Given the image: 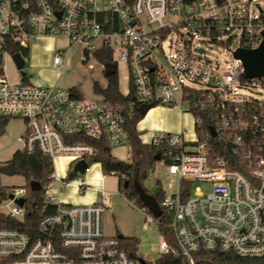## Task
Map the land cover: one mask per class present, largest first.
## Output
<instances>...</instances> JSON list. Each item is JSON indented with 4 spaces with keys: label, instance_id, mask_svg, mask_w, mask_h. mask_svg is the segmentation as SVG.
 <instances>
[{
    "label": "built area",
    "instance_id": "obj_1",
    "mask_svg": "<svg viewBox=\"0 0 264 264\" xmlns=\"http://www.w3.org/2000/svg\"><path fill=\"white\" fill-rule=\"evenodd\" d=\"M260 1L0 0V118L24 121L18 152L39 150L54 164L44 188L49 214L36 233L26 230L32 213L28 185H0V264H156L171 251L189 264H196L200 253L264 257V96L253 95L264 92V76L247 77L234 56L264 41ZM54 37L65 38L69 46L54 54L53 66L64 67L75 45L83 48L86 64L98 54L110 55L117 73L120 64L128 69L129 88L121 93L131 98L86 100L73 88L37 87L27 77L10 83L4 56L13 59V50L29 51L35 42ZM213 44L233 58L231 70L207 55ZM152 105L191 114L194 138L183 130L146 140L147 131L137 124L141 142L161 149L158 163L171 178L160 207L175 247L160 232L157 259L150 261L130 255L118 237L104 235L103 214L112 194L96 190L94 203L76 206L56 202L54 193L62 191L60 181L73 184L68 172L65 179L56 173L58 158L76 164L97 154L76 137L104 138L111 150L126 148L131 162L128 126L142 107ZM126 179L121 174V181ZM79 188L85 193L88 186L81 182ZM141 211L147 217L144 229L156 224L160 230L162 216L156 219L145 207Z\"/></svg>",
    "mask_w": 264,
    "mask_h": 264
},
{
    "label": "rangeland",
    "instance_id": "obj_2",
    "mask_svg": "<svg viewBox=\"0 0 264 264\" xmlns=\"http://www.w3.org/2000/svg\"><path fill=\"white\" fill-rule=\"evenodd\" d=\"M261 4H264L260 1ZM69 43L65 38L54 37L41 39L30 47L29 57L26 58V66L21 71L18 70L10 54L4 56V72L9 82L12 84L20 83L25 75L32 85L37 87H54L68 90L77 89L81 97L86 100H93L99 96L94 92V83L106 86L107 78L104 73V66L98 61L93 60L89 64L83 63V48L80 45L71 47L68 51L64 67L53 66V56L56 52L68 48ZM238 47V41L232 48ZM207 55L217 59L226 69L231 70L233 67V58L225 51V47L213 44L208 46ZM128 69L125 65L120 64L118 67V78L120 91L125 94L128 91ZM255 97H263L264 92L255 91ZM160 108H165L169 112H158ZM151 113L139 122L141 131L146 130L144 138L149 140L154 134L161 133H178L185 130L188 139L194 138V120L191 114H184L178 109L164 106H155ZM170 126L164 128V126ZM176 128V129H174ZM25 130V123L21 119H12L5 129V133L0 136V167L11 163L16 152L21 151L23 142L19 141ZM112 155L117 162H129L130 156L126 148H113ZM75 166L71 164L66 157L58 158L55 162V171L60 178L65 179V173L71 172ZM104 176V178H103ZM170 176L166 173L165 168L159 163L150 173L147 180L142 186L149 194L157 192L159 184L163 189H167L170 183ZM83 181V182H82ZM121 175H104L99 164L94 163L84 175H78L77 179L71 183H83L97 190H104L112 194L110 210L103 214V233L108 238H117L122 235L124 238L136 239L139 242L137 255L153 261L157 259L156 249L162 243V235L156 224H153L148 230H145L147 217L141 211L140 206L130 201L119 191ZM0 185L9 187H21L28 185L26 179L16 174L7 176L0 173ZM57 187V186H56ZM58 187L62 189L58 194L54 193L56 202L62 201L69 205H85L86 201L96 198V192L86 190L81 195L77 191V186L68 185V181H60ZM28 207H31L28 204ZM166 217V216H165Z\"/></svg>",
    "mask_w": 264,
    "mask_h": 264
},
{
    "label": "trees",
    "instance_id": "obj_3",
    "mask_svg": "<svg viewBox=\"0 0 264 264\" xmlns=\"http://www.w3.org/2000/svg\"><path fill=\"white\" fill-rule=\"evenodd\" d=\"M30 51L13 50L12 53H21L24 57H29ZM97 61L102 65H108L113 62L110 55H97ZM86 64V62H83ZM26 80V76H23ZM108 85L106 88H102L98 83H94L93 89L96 94L104 96L107 100L116 102L128 101L132 94L124 98L120 88H119V78L118 73L108 78ZM76 92L77 90L73 88ZM142 120V116L137 115L135 120L131 122L128 126V130L132 141V155L131 163L133 168L129 171L123 170L118 166L117 160L112 155V150L108 147V144L104 138L99 140L89 138V137H76L74 140L78 142H84L92 145L96 148L97 154L93 159L94 163L101 165V170L104 175H110L111 173H116L118 175L124 174L127 177V181L130 182L128 187L123 186V182L120 181L119 191L121 194L125 195L130 201L135 202L140 206V209H144V206L139 199L137 192L133 186L135 175L138 174V179L142 183L147 180L150 173L154 170L158 162L155 158L161 153V149L155 148L148 144H143L140 140V134L137 130V124ZM9 119L0 118V136L5 133V129L9 124ZM11 163L15 167V171L18 175L23 176L28 184V203L31 205L32 213L27 215L26 221L28 228L26 229L30 233L37 232V226L40 220H42L47 214L44 212V188L50 182V177L54 173V164L51 159L43 155L39 150H36L33 154H27L22 152H16L13 156ZM31 182H39L42 186L40 192H33L30 189ZM159 205L162 204L164 198V190L159 184L156 193L152 194ZM53 209L50 213H53ZM161 226L160 232L166 237L171 248L174 246V238L172 231L167 227L169 219L164 216L160 218ZM25 230V229H24ZM122 247L130 254L135 256L138 251L139 242L132 238H122ZM156 264H189L188 260L181 256L180 254L173 253L171 251L169 254L161 256L156 261ZM196 264H264V257L245 259L237 257L233 254H219V253H200L196 255Z\"/></svg>",
    "mask_w": 264,
    "mask_h": 264
},
{
    "label": "water",
    "instance_id": "obj_4",
    "mask_svg": "<svg viewBox=\"0 0 264 264\" xmlns=\"http://www.w3.org/2000/svg\"><path fill=\"white\" fill-rule=\"evenodd\" d=\"M60 15V14H59ZM264 35V34H263ZM235 58L241 60L244 65L246 76L249 78L254 77H262L264 76V41L261 46L253 51H247L244 49H239L234 54ZM13 61L15 62L18 70H23L25 68V61L23 59L22 54L17 53L13 56ZM105 77L111 78L117 74V67L113 64L106 65L104 70ZM154 108L152 106H144L140 109V115L145 117L149 111ZM155 161H160V154H158L155 158ZM93 161H79L75 164L73 170L68 173V180L74 181L77 179L78 175H84L90 168ZM118 166L126 171H129L133 168L131 162H118ZM0 173L7 175V176H14L15 175V167L14 165L8 164L6 166L0 167ZM129 182L126 181L124 183V187H128ZM133 186L135 191L137 192L139 199L141 200L143 206L157 219L162 216V209L156 199L144 189L141 185L138 174L135 175ZM30 189L33 192H40L42 186L39 182H31ZM20 205L24 204V200L19 202ZM119 239H122L123 236L119 235Z\"/></svg>",
    "mask_w": 264,
    "mask_h": 264
},
{
    "label": "crops",
    "instance_id": "obj_5",
    "mask_svg": "<svg viewBox=\"0 0 264 264\" xmlns=\"http://www.w3.org/2000/svg\"><path fill=\"white\" fill-rule=\"evenodd\" d=\"M99 84V83H98ZM107 85H108V80H107V82H106V86H101L100 84H99V86L100 87H102V88H106L107 87ZM77 90V89H76ZM77 92L79 93V95L81 96V93L77 90ZM98 96H100L99 94H97ZM158 112H161V113H164V112H169L167 109H165V108H160L159 110H158ZM151 113V111L148 113V114H150ZM147 114V115H148ZM146 115V116H147ZM183 116H184V114H182V118H183ZM170 126H172L171 125V123H170V125L168 124V126H164V128H169ZM173 127V126H172ZM174 129H176V128H174ZM183 131V130H182ZM181 132V131H180ZM99 166H100V168H101V165L99 164ZM103 178H104V176H103ZM83 182V181H82ZM73 185L74 186H77V191H78V193L79 194H81V195H83V194H85V193H80V188H79V184H77V183H73ZM87 186V185H86ZM87 190L89 191V190H91V191H95L96 192V198L95 199H93V200H88V201H86L85 203V205H87V204H92V203H94L96 200H97V189H94L93 187H91V186H88V188H87ZM86 192V191H85Z\"/></svg>",
    "mask_w": 264,
    "mask_h": 264
},
{
    "label": "flooded vegetation",
    "instance_id": "obj_6",
    "mask_svg": "<svg viewBox=\"0 0 264 264\" xmlns=\"http://www.w3.org/2000/svg\"><path fill=\"white\" fill-rule=\"evenodd\" d=\"M9 164H10V163H9ZM126 181H127V179H126L123 183H125ZM129 185H130V182H129ZM129 185H128V186H129ZM123 186H124V184H123Z\"/></svg>",
    "mask_w": 264,
    "mask_h": 264
}]
</instances>
